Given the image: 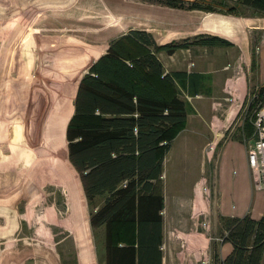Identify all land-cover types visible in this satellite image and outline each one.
<instances>
[{
    "label": "rangeland",
    "instance_id": "1",
    "mask_svg": "<svg viewBox=\"0 0 264 264\" xmlns=\"http://www.w3.org/2000/svg\"><path fill=\"white\" fill-rule=\"evenodd\" d=\"M183 1V7H176L165 0H0V264H87L85 250H80L85 242L74 232L82 217L60 211L57 204L62 191L71 198L83 191L79 173L68 157L65 133L79 80L106 51L110 40L129 28L160 29L164 25V37L159 40L167 43L175 40L173 21H185L187 13H192L187 12L192 3L211 5L207 0ZM214 2L216 11L195 9L221 12L237 5L239 14L264 15V9L247 2L239 6L244 0ZM198 38L192 44L223 46ZM251 38L257 44L261 33L253 31ZM183 48L187 47L179 49ZM161 53L167 52L163 49ZM262 55L264 65V52ZM250 86L248 103L233 123L238 137L256 107L264 103L259 94L264 84ZM187 94L181 90L188 101ZM203 135V128L190 126L188 132L177 135L167 152L162 177L175 201L188 196L199 176L210 181L221 172L215 163L218 147L208 160ZM236 170L232 168L233 174ZM234 200L228 198L230 205ZM198 203L197 212L201 199ZM205 218L197 217L198 227H206ZM221 223L217 226L208 217L212 250L222 241L225 222ZM79 235L86 242L93 240L98 251L104 246V228L93 233L81 230ZM193 247L189 253L197 264H203L206 254L201 246ZM195 248L201 254L196 255ZM6 256L13 263L4 261ZM95 256L101 255L93 256V264H97Z\"/></svg>",
    "mask_w": 264,
    "mask_h": 264
},
{
    "label": "trees",
    "instance_id": "2",
    "mask_svg": "<svg viewBox=\"0 0 264 264\" xmlns=\"http://www.w3.org/2000/svg\"><path fill=\"white\" fill-rule=\"evenodd\" d=\"M182 2L165 0L176 7H183ZM207 2L211 5L192 3L189 9L217 10L214 0ZM246 2L264 9V0H244L239 6ZM238 8L221 12L239 14ZM198 36L206 44L234 45L218 35ZM195 37L161 44L153 31L131 27L110 40L79 80L65 132L67 151L91 208V228L105 227V264H163L165 157L187 124L181 90L201 75L167 71L160 53L189 47L199 42ZM259 94L264 98V86ZM247 103L248 96L239 113ZM243 128L251 135L252 121ZM97 196L104 200L95 207ZM61 197L58 207L67 211L63 191ZM224 220L222 240L233 249L221 258L215 246L212 264H264V214Z\"/></svg>",
    "mask_w": 264,
    "mask_h": 264
},
{
    "label": "crops",
    "instance_id": "3",
    "mask_svg": "<svg viewBox=\"0 0 264 264\" xmlns=\"http://www.w3.org/2000/svg\"><path fill=\"white\" fill-rule=\"evenodd\" d=\"M187 12L192 13L191 15L187 13L185 21H173L175 25L173 31H176L172 39L210 34L227 38L234 45L209 47L192 44L187 48L176 50L173 54L160 53L167 71L201 75V79H195L196 84L186 83L183 89L190 99L186 100L187 124L179 133L188 132L190 126L196 129L203 128L205 131V135L201 138L204 141L203 151L207 149L206 157L209 160L212 151L218 147L215 163L219 165L221 171L216 179L210 181L204 175L199 176L188 196H179L177 201L168 195L163 180L165 198L162 211L164 216L163 264H197L195 257L189 253L190 249L194 250V244L201 246L203 254H206L203 264H212V235L207 230L208 217L209 219L211 217V222L217 223L218 226L228 217H243L250 213L254 218H260L264 214V189L255 190L253 187L247 151L243 142V129L241 137L233 131V123L249 94V86L253 84L258 87L264 84L262 63L264 15L227 14L197 9ZM164 28V25L160 29L148 28L154 32L161 44H164L159 40L164 37V33L161 32ZM253 31L261 33L257 44L251 38ZM253 58L256 62L254 66ZM166 60L169 61V67ZM233 167L238 169L236 174L232 172ZM63 193L67 211H62L79 213L82 217L77 232L74 229L73 231L79 241L85 242L80 250H85L87 264H93V256H98V253L101 256L98 259L95 256L97 264H105L106 241L104 240V246L98 251L93 240L88 239L86 242L85 239H81L83 236L79 235L81 230L94 232L89 221L91 208L84 190L77 198H71L70 193ZM230 196L235 199L232 205L228 201ZM98 199L99 203L95 207L102 203L104 197L97 196L95 202ZM200 199L202 206L197 212ZM53 203L51 201V204ZM175 206H177L176 211ZM58 209L60 210L59 207ZM180 212L185 215L182 216ZM199 215L206 217L202 222L206 223L204 229L197 226ZM101 228L105 229V227ZM218 248L221 258H224L231 253L233 245L230 241L222 240ZM195 254L201 253H198L195 248ZM4 261L13 263L9 256H6Z\"/></svg>",
    "mask_w": 264,
    "mask_h": 264
},
{
    "label": "built area",
    "instance_id": "4",
    "mask_svg": "<svg viewBox=\"0 0 264 264\" xmlns=\"http://www.w3.org/2000/svg\"><path fill=\"white\" fill-rule=\"evenodd\" d=\"M255 96V95H254ZM253 133L243 131V142L247 151L248 165L255 190L264 189V103H260L252 117Z\"/></svg>",
    "mask_w": 264,
    "mask_h": 264
}]
</instances>
